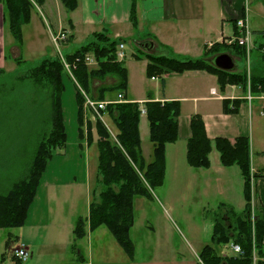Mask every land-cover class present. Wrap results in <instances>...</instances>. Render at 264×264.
<instances>
[{
	"label": "crops",
	"instance_id": "1",
	"mask_svg": "<svg viewBox=\"0 0 264 264\" xmlns=\"http://www.w3.org/2000/svg\"><path fill=\"white\" fill-rule=\"evenodd\" d=\"M32 1L34 8L31 20L23 25L21 44L13 36L5 6L0 3V70H4L11 61L18 65V58L25 61L21 46L24 45V29L30 25L35 29L31 36L37 41L40 39L37 32L44 31L45 27L48 28L52 41L53 34L67 32L71 38L64 45H75L72 52L90 41L94 33L107 32L112 39L123 40L126 36L134 38L140 57L154 55L182 60L202 58L211 62L217 54H207V51L214 44L222 43L236 34L238 19H245L251 29L254 23L264 22V0H135L137 26L131 21L133 0H79L74 11H68L60 0H40L41 3L38 0ZM34 9L38 11V15L33 13ZM121 43L125 45L124 40ZM143 43H148L149 48H143ZM231 55L234 62L237 58H242L235 53ZM139 61H145L143 69H146L149 59L141 57ZM123 63L125 65L124 61ZM96 65L97 61L90 66ZM254 68L255 74L264 73L262 66L260 69L258 65ZM162 69L164 74L154 77L156 86L143 89L141 85L137 92L128 88L124 99L138 102L142 107L148 101H178L181 106L178 140L166 145L165 177L163 184L156 188L160 190V194L154 189L150 197L136 196L134 199L135 221L130 231L135 243L134 256L130 257L103 226L93 231L88 226L85 242L76 243L74 226L79 217L70 221L67 215L62 214L61 198L64 189H74L76 194L80 190L81 197L85 193L89 206L86 217L89 216L91 202L100 192L99 163L94 173L89 154L93 141L88 139L87 128L84 136H80L77 86L73 78L64 76L62 106L67 146L59 157L55 155L48 162L28 210L26 222L18 228L19 243L30 252L27 264H80L83 259L86 264L202 263L200 253L204 246L211 243L215 219L210 223L205 222L203 227L195 225L194 230L189 227L190 236L196 245L181 241L177 244L173 220L169 213L167 215L161 212V206H166L171 212L173 210L172 213L182 222L190 219L189 213L192 210L200 211L204 216L209 212L210 206H213L214 214L221 204L232 206L237 212L245 210V178L238 165L222 164L220 152L215 145L218 137L227 138L233 144L239 137L250 139L254 203L257 213L264 218V177L253 178L255 172L264 171V104L258 103L254 110L253 102L250 104L245 99L247 90L239 84H221L218 76L207 70H187L180 73ZM245 69H240L235 63L234 72L241 73ZM67 80L72 88L68 104L65 102ZM116 83L117 78L114 76H107L104 81L96 80L92 86L91 98L98 100V90L101 87ZM213 89L215 94H212ZM117 99L118 95L111 96L109 93L105 100ZM236 99L241 100L238 111L225 112L224 101ZM194 115L203 118L207 135L212 140L210 167H194L188 162V142L192 137ZM85 124L87 127L86 121ZM139 126L143 154L151 162L154 146L150 140V123L146 113L141 115ZM57 158L63 166L54 164ZM72 160L77 162L76 166L65 164ZM151 201L156 202L157 206L154 207L155 212L149 213ZM207 238L210 239L209 243ZM95 240L98 243L97 254L94 250ZM231 244L216 246L217 253L223 257L235 256Z\"/></svg>",
	"mask_w": 264,
	"mask_h": 264
},
{
	"label": "trees",
	"instance_id": "2",
	"mask_svg": "<svg viewBox=\"0 0 264 264\" xmlns=\"http://www.w3.org/2000/svg\"><path fill=\"white\" fill-rule=\"evenodd\" d=\"M40 3L41 1L38 0ZM68 11H74L79 0H60ZM7 12L10 30L16 41L23 42V25L31 20L34 3L32 0H0ZM131 21L138 24L136 2L133 0ZM237 29V26H236ZM238 33V29L237 32ZM70 36L68 41L70 40ZM122 39H112L107 32L94 33L90 41L80 46L65 59L73 66L74 81L77 86V101L79 105L80 136H84V109L86 96L92 97L93 83L104 81L107 76L117 78L113 86H103L98 90V100H105L107 94H122L128 90V70L123 60L117 57V51ZM263 44L259 46L262 47ZM213 52L235 53L247 60L244 47L226 42L214 44L207 54ZM87 56H93L97 66L91 67L86 62ZM141 59L140 56H137ZM149 64L147 72L151 78L164 74L162 68L175 72L187 70H207L216 74L221 84L227 82L239 84L245 90L248 86L247 69L244 72H228L215 67L202 58L182 60L168 56L147 55ZM18 64L24 62L18 58ZM264 62V54L262 55ZM264 66V65H262ZM264 68V67H263ZM252 90L258 93L259 85L264 87V73L255 74L250 69ZM4 70H0L3 73ZM68 74L60 55L46 57L37 66L19 77L21 84L26 81L38 91H46L51 103L48 128L41 133L38 145L27 172L21 179H16L7 192L0 193V229H15L24 226L28 210L34 201L42 176L48 162L58 150L67 146V133L64 125L62 95L64 92L63 77ZM1 88V86H0ZM85 93V94H84ZM152 99V98H151ZM241 100L224 101V111H238ZM233 105V107H231ZM138 102L110 103L102 111L105 122L97 118L96 123H87L88 139L93 141V128L98 133V173L99 196L90 204L89 216L86 219L91 231L106 227L122 249L133 257L135 243L130 231L134 225V199L136 196L150 197L152 190L161 186L165 177L166 145L178 140V116L180 102L148 101L145 103L146 114L150 123V140L153 143V159L148 162L143 154L140 135V119L142 111ZM108 120L113 128L107 124ZM215 145L220 152L224 166L238 165L245 178L244 194L246 208L237 212L232 206L221 204L215 217V227L211 243L204 246L200 253L202 263L199 264H264V218L256 211L252 220L253 197L255 191L251 181V147L248 137H239L233 144L223 137L215 139ZM212 140L208 137L203 118L194 115L192 118V137L188 142V162L194 167H210V152ZM264 177V171L255 172L254 179ZM76 239L87 235L86 222L79 217L75 223ZM13 237H10L12 242ZM17 239V237H16ZM9 242V243H10ZM238 244L244 250L243 255L221 256L216 246ZM254 250L258 260L254 261ZM16 264L22 262L14 255ZM80 264H86L80 260Z\"/></svg>",
	"mask_w": 264,
	"mask_h": 264
},
{
	"label": "rangeland",
	"instance_id": "3",
	"mask_svg": "<svg viewBox=\"0 0 264 264\" xmlns=\"http://www.w3.org/2000/svg\"><path fill=\"white\" fill-rule=\"evenodd\" d=\"M33 13L38 15L36 9L33 10ZM36 20H38V17ZM252 29L255 31L253 33L254 47L249 58V67L250 69L251 67L255 69L254 67L258 65V69H260L263 63V54L258 47L259 45L264 44V22L254 23ZM33 30H35L33 25L26 26L24 29V45L21 46V48L23 50L25 61L18 65L11 61V63L5 67L3 73H0V193L7 192L16 179H21V177L25 175L31 164L41 133L45 128H48L49 124L48 117L51 112V103L48 98V93L43 90L38 91L36 87L32 86L27 81L24 84L18 82L20 76L26 74L29 69L37 66L42 59L59 55L58 47L50 39L48 28L45 27L44 31L39 30V32H37V35L40 38L39 41L31 36ZM123 40L126 45L123 51L127 54V58L123 61L128 70V88L137 92L140 90L141 85L143 89L144 87L148 88L156 86L157 82L154 78H151L150 74H148V69H143L145 61H139L140 59L137 58L140 51L134 43V38L126 36ZM65 45H59L63 55L71 53L74 50L75 45L72 46L71 44L67 47H65ZM141 57H144V59L147 58L145 55ZM235 63L240 69H248V61L244 58H237ZM66 72L68 74H66L65 77L71 79L72 76L70 73L67 70ZM67 84L68 89L65 94V102L68 104L72 88L69 80H67ZM262 89L264 90V87H262ZM114 94L118 95L117 93H112L111 96ZM258 103L264 104V101L254 100V110L257 108ZM96 119L97 118H94L87 108L84 109V120L86 123L90 122L95 124ZM262 120H264V116H262ZM106 121L108 126L113 128V125L110 124L108 120ZM84 128H87L86 124ZM98 138L97 130L96 128H93V143L91 144L89 154L92 171H94V173L97 171L98 163ZM147 142L149 143L150 141L148 140ZM63 151L64 149L58 150L56 156L59 157V154ZM57 159L58 160L54 164L63 166L64 164L61 160L59 158ZM76 163V161L72 160L65 164L72 167L76 166ZM78 175L80 176V174ZM96 183L97 182L94 184L95 188ZM156 190L157 193L160 194V190ZM63 193L64 194L61 198L62 214L67 215L70 221L73 218L82 217L86 222V230L88 232V223L86 221L88 217L85 215H87L86 212L89 206H87V200L84 195L85 193L83 194V197H81L82 193L80 190H78V193L76 194L75 190L71 188L64 189ZM155 206H157L156 202L154 203L151 201V203H149L148 212H155ZM212 209L213 206H210L209 212L204 216L200 211L192 210V213H189L190 219L186 222H182L175 217V213H172L173 210L171 212L166 206H161V212H164L167 215L169 213L173 220L174 228H176L177 231L175 243L180 244L179 241H181V243L185 242V244L192 243L193 246L196 245V242L192 240L190 236V228L194 230L195 225L203 227L205 222L210 223L213 218L215 219L216 214L213 213L214 210ZM18 236V228L0 229V264H11L12 262H15L16 264V260L13 257L15 255V250L20 246L19 240L16 239ZM10 237H13L12 242L9 240ZM76 240V243L79 244L85 242L84 238ZM207 241L209 243L210 239L207 238ZM97 248L98 243L95 240V254H97ZM22 264H27V262Z\"/></svg>",
	"mask_w": 264,
	"mask_h": 264
},
{
	"label": "built area",
	"instance_id": "4",
	"mask_svg": "<svg viewBox=\"0 0 264 264\" xmlns=\"http://www.w3.org/2000/svg\"><path fill=\"white\" fill-rule=\"evenodd\" d=\"M236 26L238 29V33H236L233 36H231L230 38L224 40V42H226L229 45L237 43L238 45L244 47L246 52H247L248 86H247V92H246L245 99L250 104L254 100H258V99L264 101V90L262 89L263 86L259 85L258 93H254L252 90V85H251V80H250L251 72H250V67H249V58L251 55V51L254 47L253 31L249 27L247 21L243 18H240L236 21ZM68 38H69V35L65 31H60L58 33L53 34V36H52L54 44L58 47L59 55L61 57L62 62L64 63L66 70L70 73V75L74 79V76L72 73L73 66L65 59V56L63 55V53H61V49L59 47V45H62V44L64 45L66 42H68ZM124 48H125V45L123 43H121L119 45V48L117 51V57L119 60H124L126 58V54L123 51ZM259 50L262 52V54H264V44L262 45V47ZM86 62L90 66V65L95 64L96 60L93 56H87ZM212 94H215L214 89L212 90ZM85 96H86L85 109L87 108L92 113L94 118H99L103 122H105V120L103 118L102 111L106 109L108 104L126 102V100H124L122 94L118 95L117 100H102V101L95 100V99L87 96L86 94H85ZM140 108H141L142 114L146 113L145 107L141 106ZM254 198L255 197H253V202H252L253 203V209H252V220H253V222L256 218V216H255L256 215V208H255ZM231 248L236 253V255H243L244 254V250L238 244L232 243ZM15 256L22 263H25L30 258V252L27 249V247L22 244L15 250ZM257 260H258V256L256 254V250H254V261H257Z\"/></svg>",
	"mask_w": 264,
	"mask_h": 264
},
{
	"label": "water",
	"instance_id": "5",
	"mask_svg": "<svg viewBox=\"0 0 264 264\" xmlns=\"http://www.w3.org/2000/svg\"><path fill=\"white\" fill-rule=\"evenodd\" d=\"M141 46L147 49L150 45L148 43H143ZM211 63L215 67L224 71L233 72L235 70L234 58L228 52H223L215 55L214 58L211 60Z\"/></svg>",
	"mask_w": 264,
	"mask_h": 264
}]
</instances>
